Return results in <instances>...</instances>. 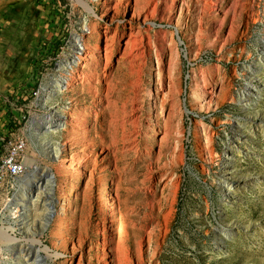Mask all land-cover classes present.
<instances>
[{
	"label": "rangeland",
	"instance_id": "obj_1",
	"mask_svg": "<svg viewBox=\"0 0 264 264\" xmlns=\"http://www.w3.org/2000/svg\"><path fill=\"white\" fill-rule=\"evenodd\" d=\"M24 1L18 54L0 70V134L25 133L32 174L0 200V264H264V0H153L110 58L105 35L136 25L134 0ZM74 34L86 59L43 99ZM250 67L259 89L246 104ZM54 110L69 122L52 135ZM49 139L65 153L47 154ZM30 194L22 225L11 214Z\"/></svg>",
	"mask_w": 264,
	"mask_h": 264
},
{
	"label": "bare ground",
	"instance_id": "obj_2",
	"mask_svg": "<svg viewBox=\"0 0 264 264\" xmlns=\"http://www.w3.org/2000/svg\"><path fill=\"white\" fill-rule=\"evenodd\" d=\"M153 3V0H134V4L131 5L132 8V14L131 17H136L137 23L136 25H132L129 22V29L127 28V25H124L122 27V30L116 29L113 33L109 34L106 33L105 38L109 41V38L112 39L111 43L107 42L106 46H105V52H106V58H110V55L112 54L113 50H114V42L118 41L119 43L122 42L123 40L125 41V47H124V52L127 53L130 45H131V41L132 39L136 36L141 34V28H140V20L142 18L143 22H147V16H148V12L150 11L149 8L150 6H152L151 4ZM86 8L91 12L92 8L90 6H88L87 3H84ZM104 5V4H103ZM169 6V5H168ZM205 9H208L207 6H205ZM149 10V11H148ZM142 23V22H141ZM97 28V27H96ZM94 26L93 27H88L89 30V34L95 36L96 34V29ZM106 31V30H105ZM73 44L70 48L69 53H67L65 55V57L63 59L60 60V62L58 63V73L55 74V78L56 80L53 81L50 85L49 88V94L47 96H43V99H46L48 96H52L53 93L59 92L61 90H64V88H68L69 84H70V79H71V70L74 67V63L80 64L83 63L85 61V59H82V55L86 53L87 48L85 45V41H84V36L83 35H79V34H74L73 35ZM98 49V48H97ZM90 50V49H89ZM156 57L158 60V69L161 70V53L160 50H156ZM89 56V55H88ZM123 56V55H122ZM109 60V59H107ZM107 65V64H105ZM83 66V65H82ZM69 68V69H68ZM249 68V67H248ZM256 69L253 67H250V69L245 73L247 77H249L248 79L245 80V89H241L237 92V94H243L245 93L246 97H242L240 100L242 102H245L246 104L250 103L251 100V96L257 92L254 91L259 89V87L252 81L253 78V74L252 72L255 71ZM160 72V71H159ZM105 75H107V71L104 72ZM243 74V73H242ZM78 76V75H77ZM165 79L162 76V73L159 75V80H158V90H162V87L164 85ZM159 92H157L158 94ZM110 100V99H109ZM231 100H234V97H231ZM55 114L54 115H47V121H46V125L44 127V130H46V133L49 134H54V132H57L59 129L61 128H66L67 123L69 122L66 117L62 114H60V112H56V110H54ZM85 128V127H84ZM40 129V128H39ZM83 130L82 127H80V129L78 131ZM42 133L41 131H38L34 136L35 137H40L42 138ZM52 134V135H53ZM83 142V141H82ZM45 146H46V152L49 155H55L57 158L59 156L60 153H65V148L62 147V149H60L59 151L55 150V145L53 143V141L51 139L49 140H45L44 141ZM231 146V145H230ZM232 147V146H231ZM77 154L79 155H84V151H79ZM61 155V154H60ZM224 157H222L223 161H227L228 158L227 156L230 155L229 151H224ZM231 156V155H230ZM29 163L30 164L32 162V159L29 158ZM69 162H75L74 158H71V160H67ZM31 167V164L29 165ZM33 172V171H32ZM31 172H28L26 174V177L31 175ZM50 177L53 176V174L50 172ZM21 181V179L19 180ZM224 182V184L231 186L234 185L232 181L228 180V179H223L222 180ZM39 185V183H38ZM53 191V190H52ZM28 204L27 203H16V205H14L13 207V213L11 214V216L15 217L14 220L15 221H19L22 225H25V222L23 220V218L27 215L30 207L29 204H35L36 200L35 197H33V195H29L28 198ZM10 201L7 203H3V205H5V208L10 206ZM17 206V207H16ZM51 208H49V212L53 213L55 210V208H53L52 205H50ZM56 207V206H55ZM60 214L58 213V218H62V214H65V207L61 206L60 207ZM110 212L113 213L114 209H110ZM59 218V219H60ZM61 220V219H60ZM118 232H119V236L121 235V233L124 232V223L122 222V219L119 218L118 219ZM2 231V230H1ZM33 232V231H32ZM4 237H9V235L7 234L6 230L3 231ZM28 240L31 241L32 243H38L39 244V240L35 237L34 233H29L28 232ZM36 245V248L39 250L41 247L39 245ZM117 247L118 249L123 248V242L121 240L117 241Z\"/></svg>",
	"mask_w": 264,
	"mask_h": 264
},
{
	"label": "built area",
	"instance_id": "obj_3",
	"mask_svg": "<svg viewBox=\"0 0 264 264\" xmlns=\"http://www.w3.org/2000/svg\"><path fill=\"white\" fill-rule=\"evenodd\" d=\"M50 78L51 81L56 80L55 76ZM40 88L38 84L32 94L37 96ZM26 147L27 138L24 132L12 130L4 135L0 134V200L3 203L10 201L17 182L28 171Z\"/></svg>",
	"mask_w": 264,
	"mask_h": 264
},
{
	"label": "crops",
	"instance_id": "obj_4",
	"mask_svg": "<svg viewBox=\"0 0 264 264\" xmlns=\"http://www.w3.org/2000/svg\"><path fill=\"white\" fill-rule=\"evenodd\" d=\"M17 8H22L20 16L26 21L29 14V6L24 0H0V70H3L7 62L15 58L18 53L14 51L17 45L18 33L21 30L18 28V21L15 18ZM24 31V30H23ZM28 47V43H25ZM12 87L7 91V95H12Z\"/></svg>",
	"mask_w": 264,
	"mask_h": 264
}]
</instances>
